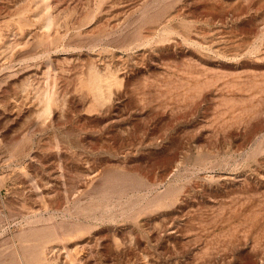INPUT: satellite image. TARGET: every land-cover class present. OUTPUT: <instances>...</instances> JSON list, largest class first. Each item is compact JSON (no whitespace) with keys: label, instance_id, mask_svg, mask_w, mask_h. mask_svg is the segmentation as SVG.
Returning <instances> with one entry per match:
<instances>
[{"label":"rangeland","instance_id":"1","mask_svg":"<svg viewBox=\"0 0 264 264\" xmlns=\"http://www.w3.org/2000/svg\"><path fill=\"white\" fill-rule=\"evenodd\" d=\"M0 264H264V0H0Z\"/></svg>","mask_w":264,"mask_h":264}]
</instances>
